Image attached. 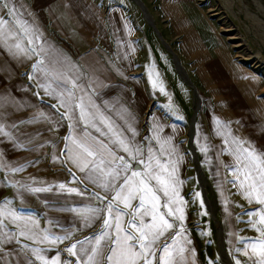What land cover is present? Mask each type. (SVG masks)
<instances>
[{"label": "crops", "instance_id": "0c3cea01", "mask_svg": "<svg viewBox=\"0 0 264 264\" xmlns=\"http://www.w3.org/2000/svg\"><path fill=\"white\" fill-rule=\"evenodd\" d=\"M6 3L8 7L0 4V18L5 21L0 27V264H43L37 253L49 262L58 257L60 264H85L93 248L98 251L89 264H109L107 257L116 247L114 218L118 211L124 213L122 227L133 236L139 234L129 220L134 219L137 225L141 220L151 222V216L133 213L139 195L128 208L113 197L133 171L143 175L149 162L153 174L166 179L156 161L169 171L176 162L178 181V195L171 197L157 190L156 181H148L159 197V210L166 214L165 204L173 210L182 208L184 219L165 215L173 227L154 242L150 250L154 255L147 259L152 264H161V256L170 264H224L211 237L209 219L199 206L184 198L191 183L183 173L182 127L176 122L180 112L178 72L170 64L166 69L169 74L164 73L161 48L129 0ZM169 4L173 19L186 13L180 0ZM188 19L183 25L184 44L198 49L204 45L206 33L200 34L195 21ZM236 78V86L245 96L250 100L256 96L257 86L243 76ZM251 103L256 112L264 111L261 101ZM263 111L257 118L262 124ZM211 126V136L206 130L203 134L208 159L215 160L208 145L216 150L220 185L216 218L223 229L225 250L232 264L257 263L259 257L252 254L251 245L259 247L258 241L264 240V236L259 238L264 224L257 223L264 213L248 211L257 203L252 201L255 193L251 200L246 197L250 182L241 189L242 174L240 180L235 178L241 167L229 165L238 161L242 166V150L239 153L232 143L237 153H229L227 130L223 133L220 127L213 130ZM239 135L236 140L244 144L247 140ZM121 140L129 145L132 155L123 150ZM81 144L95 155L87 156ZM84 163L89 167L82 172ZM244 168L247 173L249 169ZM134 179L138 184L140 178ZM105 184L107 188L102 187ZM69 188L77 192L70 193ZM109 203L113 205L111 214ZM145 207L151 209L150 204ZM105 219L110 220V226H105ZM104 233L107 236L97 245L96 238ZM124 235L119 233L121 243ZM241 242L242 254L238 250ZM128 243L140 250L135 240ZM72 245H76V255L67 251ZM166 245L171 246L168 253L163 251ZM137 264H144L143 259Z\"/></svg>", "mask_w": 264, "mask_h": 264}, {"label": "rangeland", "instance_id": "374dc122", "mask_svg": "<svg viewBox=\"0 0 264 264\" xmlns=\"http://www.w3.org/2000/svg\"><path fill=\"white\" fill-rule=\"evenodd\" d=\"M141 1L150 14L156 29L178 57L182 68L194 84L200 99V106L195 113L193 88L177 73L180 112L176 122L182 127L179 143L183 156V173L188 176L189 184L191 183V187L184 198L188 203H193L204 211L205 218L209 219L210 222L211 237L216 242L214 221L210 218V212L206 208L191 152L190 121L194 116L192 143L207 182L205 186L206 196L211 201L213 212L217 217L220 185L216 171V150L210 144L208 145L210 152L215 155V160L208 159L203 130H206L208 136L211 130L209 124H212L213 130H217L219 127L223 130V133L227 130L229 153L235 154L237 151L240 153L242 150V166L240 162L236 161L229 164L232 166L231 168L240 169L241 167V170H244V167L251 168L252 175L256 177L258 175L257 170H255L254 165H250L247 152H256L257 156L264 157V124L257 121V118L262 117L263 110L256 112L255 106L251 103L252 100H259L264 105V51L256 40L248 35L247 30L255 27L253 23L251 24L248 21V17L242 22L237 12L241 4L240 7L244 8L242 13L245 16H251L255 13L253 4L251 0H190V2L180 0L183 2L180 8L186 10V13L181 15V18L179 16L173 19L170 13L172 6L169 4L173 0ZM260 1L264 4V0ZM129 4L146 22L148 34L153 36L157 48H161V50H158L161 51L164 73L169 74L166 69L170 68V64L172 69H176L171 52L162 44L155 29L148 24L140 6L132 0H129ZM235 6L236 9H233ZM188 16L190 21H195L196 29L200 34L202 32L203 35L206 33V41L204 40V45L198 49L184 44L183 25L185 21L189 22ZM220 57H223L224 61L226 59L229 64H225ZM237 75L243 76L246 80L249 79V84L257 86L256 96H252L251 100L238 89L239 85L236 86L238 82ZM240 133L243 134V139L247 140L244 144L241 140L237 141L235 138V135L240 136ZM215 141L219 140L215 139ZM232 143H234L237 151L232 148ZM244 148L247 151H243ZM238 176L241 177L240 172H237L235 178ZM257 183H259L258 180ZM252 201H257V203L255 202L253 208L248 211L252 213L262 211L264 213V204L258 202L256 195H254ZM243 224L247 223L244 222ZM263 230L264 228H261V232ZM257 238L258 236H256ZM226 245L224 241V247ZM242 245L241 242L238 247L241 254ZM253 264L257 263L253 262Z\"/></svg>", "mask_w": 264, "mask_h": 264}, {"label": "snow or ice", "instance_id": "6c2138e0", "mask_svg": "<svg viewBox=\"0 0 264 264\" xmlns=\"http://www.w3.org/2000/svg\"><path fill=\"white\" fill-rule=\"evenodd\" d=\"M0 4H2L4 7H8L6 0H0ZM5 21L3 18H0V27L4 25ZM31 43V41H29ZM16 47L19 49L20 45L17 44ZM22 50V49H21ZM47 91V90H46ZM163 91V89H161ZM61 105L64 107H69V105L65 104L63 101H61ZM81 117H84V109L81 106ZM75 143V141H73ZM121 147L125 152H128L129 155H132V150L130 149L129 145L126 144L123 140L120 142ZM79 147L82 149L84 153L87 154V156L91 157L94 156L95 153L92 152L88 147L84 145H79ZM247 151V150H245ZM247 156L250 161V165L255 166V170H257L258 175L254 177L252 175V169L250 168L247 173H245L243 170H241V174L243 175V180H240V177H237V180H240V188H245V183L250 182L248 184V187L251 189V191H245L244 194L246 197H248L250 200L253 196V193L256 195V199L259 203L264 204V157H259L255 155L253 152H247ZM135 159V157L133 156ZM120 161L124 163V157L121 156ZM151 160V157H150ZM75 163V161H73ZM103 163V162H101ZM89 167L88 163H84L82 166H80V171H85L86 168ZM93 167L99 168V165L93 164ZM124 167L127 168L128 165L124 163ZM156 167H163V173L166 174V179H162L160 174H153V164L151 162L145 164V171L143 175L140 172L133 171L131 174V177L125 179L124 183L120 186L121 190L116 193V195L113 197L114 201H119L120 203L124 204L125 208L131 207L132 200L136 199L139 195V206L133 209L134 215L139 213L142 217L143 216H151V222L145 223L143 220H141L140 224L137 225L134 221V219L129 220L130 227L134 228L135 231L139 234V236H133L131 233L126 232V230L122 227V217L124 213L122 211H118L117 215L115 216V229L117 232V239L113 241V244L116 245L111 250V255L107 257V260L109 261V264H137L138 260L143 259L144 264H152L151 260H148L147 257L149 255H154L150 250L153 247L154 242L159 239L160 236H163L166 231L171 229L173 227V224L169 222L168 219L165 218V215L167 216H175L176 219L183 220V212L182 208H176L173 210L172 207H169L168 204H165L164 207L168 208V212L166 214L161 213L159 210V197L156 195L154 189L149 185L148 181H156V184L158 186L157 190H162L163 194L166 197H171L178 195L175 185L178 183L176 179V162L171 163V171L168 170L167 167H164L160 165L159 161H156ZM134 178H140L139 183H136V180ZM146 178V179H145ZM257 180L259 183H257ZM64 185L61 184L60 188L64 189ZM102 187L107 188L108 185H102ZM51 189H33V191H50ZM70 193L77 192V189L75 188H69L67 189ZM197 195H199L197 193ZM182 203V201H180ZM170 203H176V201L170 200ZM150 204L151 209L146 208L145 205ZM141 209H143V212H141ZM113 211V205L111 203L108 204V212L111 214ZM177 213H180L179 215H176ZM2 211H0V215H2ZM13 219H19L18 217H13ZM2 223V221H0ZM259 224H264V215L260 216V220L257 222ZM105 226H110V220L105 219L104 221ZM253 227H257L256 224H253ZM259 231L260 229L257 228ZM125 233L123 237V243L120 241L119 233ZM179 235V233H177ZM21 236L25 235L24 232L20 233ZM262 235H264V232H262ZM107 236V233H104L102 236L96 238L97 245H100L101 240H103ZM47 239V237H45ZM135 240L136 243L139 245L140 250L136 251L134 250L133 246L128 243V241ZM259 247L257 245L253 244L251 245L252 248V254L259 257L257 264H264V240L258 241ZM76 247V245H72L70 248L67 249V251L71 255H76V253L73 251V249ZM170 245H166L163 249L165 253H168V249L170 248ZM35 251V250H34ZM98 251L97 248H93L92 252L93 255L88 257V261H85V264H89L90 261L94 259L95 253ZM181 251H183L181 249ZM248 253L245 252V255ZM171 254L169 253V256ZM37 259H40L43 261V264H60L59 258H53L51 262L44 259L43 256L39 255L37 253ZM161 264H170L169 260H165L163 256L160 257ZM237 264H240L239 261H237Z\"/></svg>", "mask_w": 264, "mask_h": 264}, {"label": "water", "instance_id": "95a60500", "mask_svg": "<svg viewBox=\"0 0 264 264\" xmlns=\"http://www.w3.org/2000/svg\"><path fill=\"white\" fill-rule=\"evenodd\" d=\"M132 1H134L135 3H137L140 6V8L142 9V12H143V16L146 19V21L148 22V24H150L155 29V31H156L158 37L160 38L162 44L167 48V50L169 52H171V54L173 56V61H174L176 70H177L178 74L180 75V77L183 80H185L193 88V94H194V100H195V113H196L198 107L200 106V99H199V96L197 94V91H196L194 84L192 83V81L190 80V78L188 77V75L186 74L184 69L182 68L180 61L178 60V57L176 56V54L172 51V49L170 48L168 43L163 39L160 32L156 29V27L153 23V20H152L150 14L148 13L146 7L144 6L143 2L141 0H132ZM193 122H194V116L192 117V119L190 121L189 136H190V146H191V152L193 155V161L195 164L197 179H198V182H199L200 187H201V191H202L203 198L205 200L206 208L210 212L211 219L214 221V226H215V231H216L215 232L216 244H217L219 256H220V258L224 264H232V261H231L230 257L228 256V253L226 252L225 247H224L222 228H221L220 223L218 222V220H217V218L213 212L212 203L206 196L205 186H206L207 182H206L204 173L202 171V168L200 166V163L198 161V156H197L195 147L192 143Z\"/></svg>", "mask_w": 264, "mask_h": 264}, {"label": "bare ground", "instance_id": "6f19581e", "mask_svg": "<svg viewBox=\"0 0 264 264\" xmlns=\"http://www.w3.org/2000/svg\"><path fill=\"white\" fill-rule=\"evenodd\" d=\"M251 1H252L253 9L255 12L254 14L250 13L251 16H245V14L242 13L244 11L243 10L244 8L242 9L240 7L241 4L239 5V10H237V12H238L239 17H240L242 22H244V20H246V18L248 17V21L251 24L253 23V25L255 27L252 26L253 29L247 30L248 35H250L252 38H254L256 40V42L258 43V45H260L261 49L264 51V4L260 0H251ZM235 2L237 3V1H235ZM232 5L234 6V4H232ZM233 9H236V6ZM249 26H250V24H249ZM193 126H194V124H193Z\"/></svg>", "mask_w": 264, "mask_h": 264}]
</instances>
